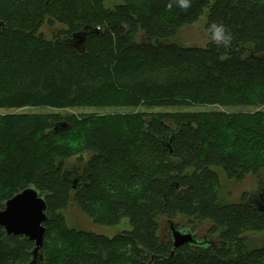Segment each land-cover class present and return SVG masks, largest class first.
Returning a JSON list of instances; mask_svg holds the SVG:
<instances>
[{
  "label": "trees",
  "instance_id": "trees-1",
  "mask_svg": "<svg viewBox=\"0 0 264 264\" xmlns=\"http://www.w3.org/2000/svg\"><path fill=\"white\" fill-rule=\"evenodd\" d=\"M107 1L0 0V110H160L0 115V209L30 187L47 208L42 260L0 227V264H264V245L249 248L246 236L264 233V212L249 193L227 200L219 177H254L264 196V0H192L187 10ZM205 10L206 28L223 23L231 45L175 43ZM44 26L57 32L46 38ZM86 30L80 52L72 41ZM205 107L254 111L187 110ZM71 205L130 230L71 229ZM179 216L193 229L209 222L214 243L175 249L160 220Z\"/></svg>",
  "mask_w": 264,
  "mask_h": 264
},
{
  "label": "rangeland",
  "instance_id": "rangeland-1",
  "mask_svg": "<svg viewBox=\"0 0 264 264\" xmlns=\"http://www.w3.org/2000/svg\"><path fill=\"white\" fill-rule=\"evenodd\" d=\"M119 0H108L105 3L107 8H112L114 5L119 4ZM208 17V10H205L203 15L199 18L197 22L192 25L183 27L173 41L177 44H180L184 47L191 48H205L212 41L210 34L206 28ZM57 32V27L50 28L44 26L42 28V33L46 36V38H51ZM140 40V38H138ZM187 110H223L227 112H252L254 109L242 108V109H222V108H194ZM138 111H160L152 110V109H35V108H23V109H12V110H0V115H8V114H57L60 116L67 115H107V114H128L135 113ZM168 111H175V109H168ZM75 166L77 162H72ZM220 183H221V193L227 200L232 202H239L241 196L244 193H249L252 196L258 193L261 190V187L257 186L258 180L254 177L248 176L242 182H235L232 180H227L224 174L219 172ZM64 217L66 219V223L69 228L83 231V232H91L97 235H103L109 238H113L124 231L130 230L129 221L127 219H123L119 225L108 227L94 224L87 216H85L75 205H71L67 210L63 212ZM173 224L177 230H191L194 232L195 238L197 240L206 239L209 243H214L216 240L215 235H209V230L211 228V224L209 222H203L201 224H197L196 228L193 229L194 224L190 223V221L182 216L176 217L173 220H168L166 218H162L160 220V234L161 236H168L171 239V231L170 224ZM249 241V248H257L264 245V233H248L247 235Z\"/></svg>",
  "mask_w": 264,
  "mask_h": 264
},
{
  "label": "water",
  "instance_id": "water-1",
  "mask_svg": "<svg viewBox=\"0 0 264 264\" xmlns=\"http://www.w3.org/2000/svg\"><path fill=\"white\" fill-rule=\"evenodd\" d=\"M84 31L74 36L72 41L78 51L83 50L85 39ZM60 128H66L65 123L55 125L56 131ZM169 147V144H166ZM78 180L74 181L76 185ZM75 187V186H74ZM261 190L252 196L253 204L264 212V196ZM45 199L32 187L26 188L17 193L4 203L3 209H0V227L3 228L7 236H22L34 243L32 252L33 263L38 259L42 260L44 248L45 227L47 221ZM172 244L175 249H180L187 245L197 243L194 234L189 230H177L170 224Z\"/></svg>",
  "mask_w": 264,
  "mask_h": 264
},
{
  "label": "clouds",
  "instance_id": "clouds-1",
  "mask_svg": "<svg viewBox=\"0 0 264 264\" xmlns=\"http://www.w3.org/2000/svg\"><path fill=\"white\" fill-rule=\"evenodd\" d=\"M192 0H172V3L167 5L170 10L175 4L178 8L182 10H187L191 7ZM208 33L212 41L215 42L216 45L222 46L224 48H228L233 40V35L227 29V27L223 23H211L208 25Z\"/></svg>",
  "mask_w": 264,
  "mask_h": 264
},
{
  "label": "flooded vegetation",
  "instance_id": "flooded-vegetation-1",
  "mask_svg": "<svg viewBox=\"0 0 264 264\" xmlns=\"http://www.w3.org/2000/svg\"><path fill=\"white\" fill-rule=\"evenodd\" d=\"M196 239V238H195ZM198 241V240H197Z\"/></svg>",
  "mask_w": 264,
  "mask_h": 264
}]
</instances>
